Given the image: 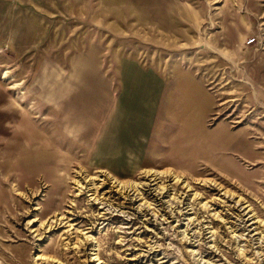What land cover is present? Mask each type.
<instances>
[{
    "label": "rangeland",
    "instance_id": "rangeland-1",
    "mask_svg": "<svg viewBox=\"0 0 264 264\" xmlns=\"http://www.w3.org/2000/svg\"><path fill=\"white\" fill-rule=\"evenodd\" d=\"M0 264H264V0H0Z\"/></svg>",
    "mask_w": 264,
    "mask_h": 264
},
{
    "label": "built area",
    "instance_id": "built-area-1",
    "mask_svg": "<svg viewBox=\"0 0 264 264\" xmlns=\"http://www.w3.org/2000/svg\"><path fill=\"white\" fill-rule=\"evenodd\" d=\"M255 40H256V38H255V37H253V38H250V39L248 40V43L252 44V43H254V42H255Z\"/></svg>",
    "mask_w": 264,
    "mask_h": 264
}]
</instances>
